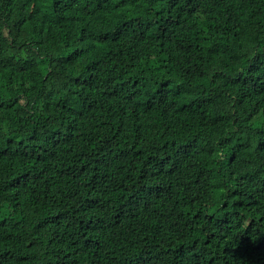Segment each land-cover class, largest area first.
I'll list each match as a JSON object with an SVG mask.
<instances>
[{
    "label": "trees",
    "instance_id": "16d2710c",
    "mask_svg": "<svg viewBox=\"0 0 264 264\" xmlns=\"http://www.w3.org/2000/svg\"><path fill=\"white\" fill-rule=\"evenodd\" d=\"M11 45L0 264H264V0H0Z\"/></svg>",
    "mask_w": 264,
    "mask_h": 264
},
{
    "label": "clouds",
    "instance_id": "9594fccd",
    "mask_svg": "<svg viewBox=\"0 0 264 264\" xmlns=\"http://www.w3.org/2000/svg\"><path fill=\"white\" fill-rule=\"evenodd\" d=\"M43 0H17V2L20 4L21 6V12H24V17L29 14L33 8L41 3ZM213 7L215 5H212ZM239 30V28H238ZM42 32H46L49 34H53V35H60L61 34V30L60 27L58 25L57 22H53V23H48L45 25L44 29ZM26 43L25 44H20V48H21V57L22 60L26 63V64H30L31 59H32V51H33V46L34 43L32 40L25 38ZM14 52V45L11 46H5V47H1L0 49V61L3 57H8L9 59L12 57V54Z\"/></svg>",
    "mask_w": 264,
    "mask_h": 264
}]
</instances>
